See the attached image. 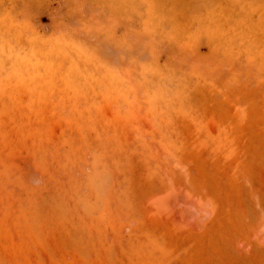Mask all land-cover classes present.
<instances>
[{"label":"rangeland","instance_id":"obj_1","mask_svg":"<svg viewBox=\"0 0 264 264\" xmlns=\"http://www.w3.org/2000/svg\"><path fill=\"white\" fill-rule=\"evenodd\" d=\"M0 264H264V0H0Z\"/></svg>","mask_w":264,"mask_h":264}]
</instances>
